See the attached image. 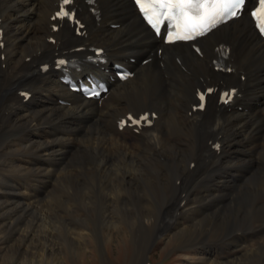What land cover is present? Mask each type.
<instances>
[{
	"label": "bare ground",
	"instance_id": "bare-ground-1",
	"mask_svg": "<svg viewBox=\"0 0 264 264\" xmlns=\"http://www.w3.org/2000/svg\"><path fill=\"white\" fill-rule=\"evenodd\" d=\"M62 1L0 0V234L4 231L15 238L6 249L21 253L24 259L18 264L63 263L60 225L84 218L74 210L75 196L80 195V202L85 204L93 200L92 194L85 192L86 185L71 181V176H81L77 166H66L67 158L76 154L97 160L105 177L115 176L107 177L109 183L114 182V189L103 195L110 209H122L131 198L140 205H150L151 195L145 188H159L167 177L162 169L165 166L181 173L184 183L177 190L189 189L191 180L203 183L202 196L191 199L179 220L169 213L156 219L142 216V221L144 216L148 219L144 223L155 227L154 238L169 228L173 233H186L187 244L196 240V233L206 232L198 230L199 224L214 222L225 228L219 217L208 214L214 210L227 221L222 216L225 209L217 210L226 203L234 205L233 210L229 208V219L243 216L248 220L254 212L264 216V196L263 204L256 202L248 212L237 207L252 193L243 185L245 178L264 175V42L247 14L202 37L197 52L191 43L165 45L144 23L131 0H73L85 24L84 33L77 35L75 25L55 18ZM254 1L248 0L247 6ZM56 24H60L58 31L54 30ZM80 46L82 50H74ZM93 46L106 52L107 61L99 66L87 61L95 56ZM225 48L230 49L226 56ZM64 54L82 60L77 78L96 72L109 83L101 102L84 99L63 84V73L55 68L57 58ZM146 58L150 60L143 63ZM216 60L231 72L216 69ZM46 63L50 64L48 70ZM115 63L130 67L134 76L119 80L113 73ZM211 86L215 92L206 109L195 110L197 93ZM230 87H237V94L231 103L224 104L219 94ZM23 90L30 91L32 97L26 100ZM146 111L158 114L152 126L138 132L130 126L120 129L121 120L129 113ZM187 161L189 167L184 169ZM64 177L71 182L60 193L55 186ZM173 196L180 197L179 192ZM180 200L173 197L169 210H178ZM35 215L34 226L25 225ZM110 217L108 222L120 234L125 228L121 219ZM130 222L135 224L132 219ZM90 231L82 220L79 224L71 222L67 239L75 250L83 249ZM114 232L108 235L113 237ZM261 233L264 236V231ZM244 242L237 238L229 251L216 247L198 250L206 255L200 264L205 260L210 264H264V244L246 250ZM13 262L9 264H17Z\"/></svg>",
	"mask_w": 264,
	"mask_h": 264
},
{
	"label": "rangeland",
	"instance_id": "rangeland-1",
	"mask_svg": "<svg viewBox=\"0 0 264 264\" xmlns=\"http://www.w3.org/2000/svg\"><path fill=\"white\" fill-rule=\"evenodd\" d=\"M0 157H2V156H0ZM85 158L86 157H84V156L82 157V155H80V154L79 155L76 154V156L73 155L72 157L67 158L68 162L66 163V166H67V164L68 165L71 164L73 167L77 166V168L80 170V173H81V176H75V177L71 176V181L74 183L77 182V183H83V185H86V186H84L85 192L92 194L93 200H92V204L91 203L85 204V203L80 202V195L75 196L74 201L76 202V204L74 206V210H78L79 212H81L84 215V218H79L75 221H66V222H64L63 225H60V227H61L60 232L62 233L61 235H63V236H61V239L64 240V241L61 240L63 242V246H64V254H63L64 261L62 264H148V263H150V264H200V263H202L201 257L206 258V255L204 256V254L199 253V251H201V249L204 250L205 248H213V247L215 248L216 247V249H219V250L229 251V249H231L236 244L235 242H237V238L239 240H245L244 247L246 250L251 249V248L255 249L257 247H260V245L264 244V236L261 235L262 234L261 232L264 231V229H263L264 224L262 223V222H264V216L260 217V214L258 212L257 213L254 212L250 215L248 220H247V218H245L243 216H241V217L235 216L233 219H229L227 214L231 210H233L232 207H234V205L232 203H226V204H222V205L217 206L218 208L216 207L217 210H219L221 208L225 209L224 214H222V216L227 221H223V219L221 218V214L219 212L216 213V211H214V210L209 211V214H208V215H211L214 217H219L220 221L223 224L227 225L228 228L226 226H225V228L220 227V226L216 225L214 222L209 223V224H199L200 226H199L198 230H205L206 232L204 233V235H199V233H196V235H195L196 240L193 239V240H195L194 242H189V243L187 242V244L184 243L186 238H187L186 233L185 234L181 233V231H177V233H175V232L173 233L172 231L169 230V228H165L163 230V232H164L163 235H160L157 237L155 236V238H154V236L152 237V235L156 231L155 227L153 226V224L144 223V221L146 222V220H148L147 216H153V218L155 217V219H156V218H158L157 217L158 215H159V218H163V216H165L166 214L169 213L168 215L172 216L173 219L177 218L179 220L182 217L181 210L186 208L189 205L191 199L195 196H196L195 198H199L200 196H202L201 193H202V190L204 188L201 187V185L203 183L200 184L198 180H191L189 182V183H191V187L189 189L187 188L184 190H177L175 188L178 186H182L184 183V179L182 178L181 173H179V174L177 173L176 168L173 169V167H172V170H170V167L165 166L162 168L164 170V172H163V170H161V171L163 172L164 175L167 174V177L165 175L164 179L159 184V188H158V186H153V185H149L145 188V191H148L149 194L151 195L150 199H151L152 203L150 205H145L142 202L140 205V202L138 200L135 201L131 198L130 202L127 204V206L123 207L122 209L121 208L110 209L107 207L105 199L103 198L104 197L103 195H104V192L110 193V191H112L114 189V187H113L114 182L109 183V181H107V180H109V178L107 179V177H111V178L115 179V176L111 175V176L105 177L102 173H100V170L98 169V166L96 165L99 163L97 160H95L94 158H93V160H92V158H86V159ZM72 159H74V160H72ZM195 161L198 163V159ZM72 162H74V163H72ZM87 162H88V164H87ZM189 164H190V161H187L186 164H184V167H185L184 169H187L189 167ZM90 169H93V170H90ZM216 169H218V168H216ZM165 171H166V173H165ZM262 178H263V180H262ZM260 180H261V182H260ZM10 181L12 183H15L14 181H16V179L11 178ZM71 181H70L69 177H67V178L64 177L63 179H60L57 183L55 182L56 183L55 189L59 190V192L61 193V191L64 189V186H66L68 184V182H71ZM211 184H213V183H211ZM255 184H256V186H255ZM105 185H106V187L104 188ZM243 185H246L247 187L249 186L250 191L252 193H249L240 202L237 203L238 209H242L243 211L248 212L253 208V206H254L253 204H255L256 202L262 205L263 203L261 202V200L264 196V194H263L264 193V188H263L264 187V175L262 173H259L258 175L256 174L255 177L249 176L247 179L245 178ZM58 186H60V187H58ZM143 186H144V184L141 183L140 187L142 189H144ZM166 189H168V190H166ZM191 189H192V191H191ZM127 190L129 191L128 188H127ZM177 192H179L180 197L173 196ZM260 192H262V193H260ZM198 193H199V195H198ZM187 196H189V197H187ZM173 197H176L177 200L178 199L180 200L182 198L180 200L181 202L179 201V203H178V210H169L172 207L171 205H169V202H170V200L173 199ZM84 198H85V196L82 195V200ZM255 199H256V201H255ZM259 200L261 203L258 202ZM86 201L88 202L89 199H87ZM152 205H154V206H152ZM151 206L155 209H153ZM214 206L215 205H212V207H214ZM174 208L176 209V206ZM80 209H82V210L80 211ZM86 211H88V212H86ZM128 211H130V212H128ZM29 212H31V211H29ZM83 212H85V213H83ZM122 212H125L126 214L124 213L123 216L120 215V214H122ZM31 213H33V212H31ZM143 215H147V216L146 217L144 216V219L142 221ZM110 216H114V218H120L121 219L120 220L122 222L121 225L123 228L124 227L125 228L120 234L118 232H116V229L111 225V223L108 222L109 219L112 220ZM33 217L25 225H29L30 227H33L34 222H36V215ZM69 217L72 218V216H69ZM131 219H132V221L135 222V224H133V226H132V224H130ZM81 220H82V222H84L85 224L90 226L91 231H90V236L88 237L89 241L88 242L86 241L85 244H83L84 247H83V249L80 248V250H81L80 251V250L74 249V247L72 246V243H70V241L67 239L68 233L66 231H67L69 223L72 222V223L79 224V222H81ZM102 221H104V222H102ZM136 221H137V223H136ZM102 223H104V224H102ZM255 225H256V227H255ZM63 229L66 231H64ZM149 229H151V230H149ZM257 229L259 232L256 231ZM111 230L115 231L113 237H110L108 235L109 234L108 232ZM219 230H220V233H219ZM241 233H243V234H241ZM197 234H198V236H197ZM5 235H6V237H5ZM12 237L13 236H9V234H6L4 231H3V234H0V264H9V262H12V261H14L13 263L16 262L18 264V261H21L22 259H24V258H21V253H19L18 251L15 252V249H13V251H10V252L8 251V249H6V245L11 246L14 243L13 241L15 238L13 237L14 238L13 239ZM193 244H197V246L192 247ZM183 245L189 246L188 249L183 248ZM12 248H13V246H12ZM244 252L245 251H243L242 253H244ZM5 253H7V254H5ZM211 259H215V260H217V262L223 261L222 258H220V257H212ZM204 263L208 264L209 261L205 260Z\"/></svg>",
	"mask_w": 264,
	"mask_h": 264
},
{
	"label": "snow or ice",
	"instance_id": "snow-or-ice-1",
	"mask_svg": "<svg viewBox=\"0 0 264 264\" xmlns=\"http://www.w3.org/2000/svg\"><path fill=\"white\" fill-rule=\"evenodd\" d=\"M245 0H136V3L146 19L159 35L161 27L168 25L167 40H193L204 35L219 22L221 17L232 18ZM259 7L252 12L257 27L264 34V0H258ZM64 5L71 0H63ZM58 16H69L67 10L57 13ZM203 98V97H201ZM132 123L139 124L141 120L129 117Z\"/></svg>",
	"mask_w": 264,
	"mask_h": 264
}]
</instances>
